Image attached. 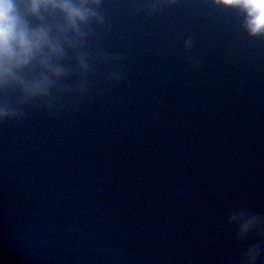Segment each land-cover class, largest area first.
<instances>
[{
  "label": "water",
  "instance_id": "obj_1",
  "mask_svg": "<svg viewBox=\"0 0 264 264\" xmlns=\"http://www.w3.org/2000/svg\"><path fill=\"white\" fill-rule=\"evenodd\" d=\"M91 10L32 20L66 35L18 73L46 94L0 88V264H264V35L226 0Z\"/></svg>",
  "mask_w": 264,
  "mask_h": 264
},
{
  "label": "clouds",
  "instance_id": "obj_2",
  "mask_svg": "<svg viewBox=\"0 0 264 264\" xmlns=\"http://www.w3.org/2000/svg\"><path fill=\"white\" fill-rule=\"evenodd\" d=\"M244 14L245 24L253 35H264V0H226ZM99 0H0V88L19 82L30 94H46L51 80L40 74L30 80H20L18 73L39 64L51 76H60L63 69L54 61L65 56L64 32L55 34L45 24L32 23L43 14H59L66 29L78 31L93 15L92 5ZM6 115L0 109V118ZM255 224V218L245 223L242 234ZM260 254L258 247L250 248L247 264H256Z\"/></svg>",
  "mask_w": 264,
  "mask_h": 264
}]
</instances>
